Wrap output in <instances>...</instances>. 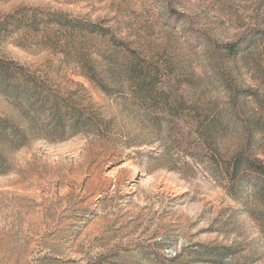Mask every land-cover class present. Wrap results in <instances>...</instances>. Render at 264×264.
Instances as JSON below:
<instances>
[{
    "label": "rangeland",
    "instance_id": "rangeland-1",
    "mask_svg": "<svg viewBox=\"0 0 264 264\" xmlns=\"http://www.w3.org/2000/svg\"><path fill=\"white\" fill-rule=\"evenodd\" d=\"M257 168L264 0H0V264H264Z\"/></svg>",
    "mask_w": 264,
    "mask_h": 264
},
{
    "label": "trees",
    "instance_id": "trees-1",
    "mask_svg": "<svg viewBox=\"0 0 264 264\" xmlns=\"http://www.w3.org/2000/svg\"><path fill=\"white\" fill-rule=\"evenodd\" d=\"M256 169V168H255ZM262 169V168H261ZM257 173H259L260 175L263 174L264 175V168L260 171L259 168H257ZM261 187L264 189V179H263V182H261Z\"/></svg>",
    "mask_w": 264,
    "mask_h": 264
}]
</instances>
